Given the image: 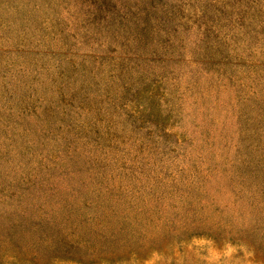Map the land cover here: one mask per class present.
Here are the masks:
<instances>
[{
  "label": "rangeland",
  "instance_id": "374dc122",
  "mask_svg": "<svg viewBox=\"0 0 264 264\" xmlns=\"http://www.w3.org/2000/svg\"><path fill=\"white\" fill-rule=\"evenodd\" d=\"M0 264H264V0H0Z\"/></svg>",
  "mask_w": 264,
  "mask_h": 264
}]
</instances>
